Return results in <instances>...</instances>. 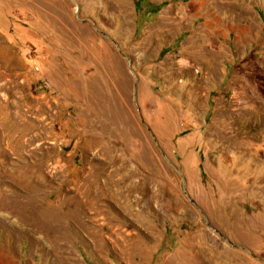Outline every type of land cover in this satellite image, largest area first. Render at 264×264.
I'll use <instances>...</instances> for the list:
<instances>
[{"label":"rangeland","instance_id":"obj_1","mask_svg":"<svg viewBox=\"0 0 264 264\" xmlns=\"http://www.w3.org/2000/svg\"><path fill=\"white\" fill-rule=\"evenodd\" d=\"M0 264H264V0H0Z\"/></svg>","mask_w":264,"mask_h":264},{"label":"water","instance_id":"obj_2","mask_svg":"<svg viewBox=\"0 0 264 264\" xmlns=\"http://www.w3.org/2000/svg\"><path fill=\"white\" fill-rule=\"evenodd\" d=\"M78 15V14H77ZM78 17H79V15H78ZM123 57L125 56V55H122ZM135 88H136V86H135ZM135 99H136V95H135ZM137 110L140 112V108H139V106L137 105ZM141 116V115H140Z\"/></svg>","mask_w":264,"mask_h":264}]
</instances>
